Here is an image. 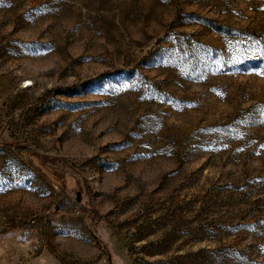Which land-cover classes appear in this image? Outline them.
Listing matches in <instances>:
<instances>
[{
	"label": "rangeland",
	"instance_id": "374dc122",
	"mask_svg": "<svg viewBox=\"0 0 264 264\" xmlns=\"http://www.w3.org/2000/svg\"><path fill=\"white\" fill-rule=\"evenodd\" d=\"M0 264H264V0H0Z\"/></svg>",
	"mask_w": 264,
	"mask_h": 264
}]
</instances>
